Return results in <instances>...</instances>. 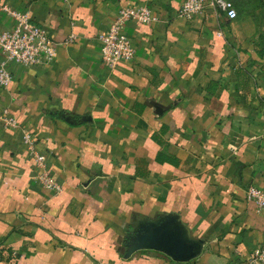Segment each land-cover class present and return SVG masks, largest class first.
I'll use <instances>...</instances> for the list:
<instances>
[{"label":"crops","instance_id":"0c3cea01","mask_svg":"<svg viewBox=\"0 0 264 264\" xmlns=\"http://www.w3.org/2000/svg\"><path fill=\"white\" fill-rule=\"evenodd\" d=\"M184 2L0 0V34L28 13L57 51L50 65L11 64L0 86V264H248L264 246V213L246 198L264 189V44L253 21L210 4L187 20ZM127 5L157 20L128 24L135 59L110 69L99 36ZM21 129L59 194L36 181ZM171 218L202 243L196 258L127 257Z\"/></svg>","mask_w":264,"mask_h":264},{"label":"built area","instance_id":"2783aa9c","mask_svg":"<svg viewBox=\"0 0 264 264\" xmlns=\"http://www.w3.org/2000/svg\"><path fill=\"white\" fill-rule=\"evenodd\" d=\"M210 4L219 14L229 20L239 17L235 4L230 0H185L180 16L192 20L201 14ZM14 21L12 29L0 34V86L8 87L12 81L11 64L23 67L46 66L53 63L57 56L55 43L49 33L36 25L28 13L11 12ZM153 11L145 6H123L112 22L109 29L99 36L101 43V58L105 66L115 69L123 63L135 59V49L127 34L129 23L150 25L156 22ZM73 37L71 41H74ZM6 128H20L18 120L10 116L5 119ZM23 142L28 155L34 162L36 181L39 185L53 194H59L62 186L53 178L47 166V156L39 148L36 136L27 130L21 129ZM246 198L254 203L257 209L264 213V189L250 186L246 191ZM248 264H264V246L257 248L250 256Z\"/></svg>","mask_w":264,"mask_h":264},{"label":"water","instance_id":"95a60500","mask_svg":"<svg viewBox=\"0 0 264 264\" xmlns=\"http://www.w3.org/2000/svg\"><path fill=\"white\" fill-rule=\"evenodd\" d=\"M201 245L189 240L177 220L171 218L146 225L141 234L132 238L127 257L138 251L155 250L177 262H188L199 255Z\"/></svg>","mask_w":264,"mask_h":264},{"label":"rangeland","instance_id":"374dc122","mask_svg":"<svg viewBox=\"0 0 264 264\" xmlns=\"http://www.w3.org/2000/svg\"><path fill=\"white\" fill-rule=\"evenodd\" d=\"M243 22L253 21L258 28V42L264 44V0H236L234 2Z\"/></svg>","mask_w":264,"mask_h":264},{"label":"trees","instance_id":"16d2710c","mask_svg":"<svg viewBox=\"0 0 264 264\" xmlns=\"http://www.w3.org/2000/svg\"><path fill=\"white\" fill-rule=\"evenodd\" d=\"M230 1H232L233 3L236 2V0H230ZM234 4H235V3H234ZM235 6H236V5H235ZM238 14H239V13H238Z\"/></svg>","mask_w":264,"mask_h":264}]
</instances>
